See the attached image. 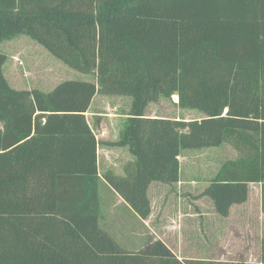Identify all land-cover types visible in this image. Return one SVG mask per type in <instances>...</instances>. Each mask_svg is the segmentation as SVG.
<instances>
[{
  "label": "trees",
  "instance_id": "16d2710c",
  "mask_svg": "<svg viewBox=\"0 0 264 264\" xmlns=\"http://www.w3.org/2000/svg\"><path fill=\"white\" fill-rule=\"evenodd\" d=\"M26 35L95 81L14 88L0 48V264H264L181 259L157 239L123 248L101 226L100 181L142 219L153 181L179 182L181 152L229 143L204 191L223 217L260 183L264 211V0H0V47ZM259 90L257 103L238 96ZM97 94L133 97L112 145L136 157L99 175L86 112ZM178 96L200 119L148 117Z\"/></svg>",
  "mask_w": 264,
  "mask_h": 264
},
{
  "label": "rangeland",
  "instance_id": "374dc122",
  "mask_svg": "<svg viewBox=\"0 0 264 264\" xmlns=\"http://www.w3.org/2000/svg\"><path fill=\"white\" fill-rule=\"evenodd\" d=\"M0 48L8 56L4 74L14 88L53 89L62 81L77 79L74 74L79 71L54 57L26 35L20 34L4 41ZM238 98L257 103L259 90L242 93ZM173 99L174 96L152 102L146 111L152 114L166 111L172 118L177 117L179 111L177 106L174 107ZM125 103L124 100L118 103L99 102L98 107L112 113V109L117 112L126 106ZM183 112H186L181 114L185 120L203 116L198 109L184 108ZM238 157V151L229 143L219 147L184 150L180 156L181 182L152 185V215L145 221L118 193L114 195L113 189L101 188L102 228L128 250H139L161 239L181 259L259 261L264 238L261 187L252 184L248 200L234 205L227 217L218 214L213 200L204 194L221 167Z\"/></svg>",
  "mask_w": 264,
  "mask_h": 264
},
{
  "label": "crops",
  "instance_id": "0c3cea01",
  "mask_svg": "<svg viewBox=\"0 0 264 264\" xmlns=\"http://www.w3.org/2000/svg\"><path fill=\"white\" fill-rule=\"evenodd\" d=\"M73 69V68H72ZM78 71V70H77ZM77 76V79L75 80H83V81H94L95 77L91 74L82 73L79 71V73H75L74 76ZM91 76H93V79H90ZM10 83V82H9ZM44 91H50L52 89L41 87L39 88ZM124 100V103L126 106H123L122 109L117 110V112L112 109V113H106L103 109H100L98 107L99 102L101 103H118ZM178 96L174 95V99L172 100L174 107H178V115L177 117H173L174 119H184L182 117L183 114H186V112H183V107H180L178 104ZM132 102L133 97L129 95H107V94H97L88 110L86 112V116L88 119V122L95 132L96 139H97V166H98V172L99 175L102 177V174L107 173L109 171H112L115 174L123 175L124 174V168L125 166L135 161L136 157L131 152L130 147L128 145L126 146H119V145H112V142H116L120 139V132L124 126L125 121L131 116V109H132ZM187 109V108H186ZM167 112L164 111L163 113H149L148 110L146 111V115L148 117H162V118H171L172 116L169 114H166ZM182 114V115H181ZM183 151L181 152V154ZM181 156V155H180ZM159 181H153L148 189V195L150 197V189L154 183H158ZM181 181H179L180 183ZM161 183V182H160ZM254 183H250L249 185V192H250V186ZM261 187L260 183H256ZM107 187L112 190V188L106 183V181L102 178L100 181V193H101V201L102 199V192L101 188ZM261 190V188H260ZM113 194H117L114 190ZM118 195V194H117ZM151 200V199H150ZM127 204V203H126ZM128 205V204H127ZM152 205V202H151ZM239 205V204H235ZM234 206V205H233ZM232 206V207H233ZM152 208V207H151ZM152 215V211L150 215L146 219H141L142 221H145L149 219Z\"/></svg>",
  "mask_w": 264,
  "mask_h": 264
}]
</instances>
